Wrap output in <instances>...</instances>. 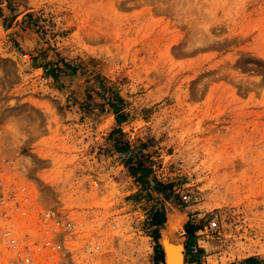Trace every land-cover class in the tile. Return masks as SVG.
Wrapping results in <instances>:
<instances>
[{"label":"rangeland","instance_id":"374dc122","mask_svg":"<svg viewBox=\"0 0 264 264\" xmlns=\"http://www.w3.org/2000/svg\"><path fill=\"white\" fill-rule=\"evenodd\" d=\"M25 185L89 264H163L176 212L185 264H264V0H0V191Z\"/></svg>","mask_w":264,"mask_h":264},{"label":"built area","instance_id":"2783aa9c","mask_svg":"<svg viewBox=\"0 0 264 264\" xmlns=\"http://www.w3.org/2000/svg\"><path fill=\"white\" fill-rule=\"evenodd\" d=\"M30 192L26 185L10 196L6 188L0 191V264H89L101 246L88 241L74 248L75 221L66 222L68 216L63 219L56 209L35 203ZM70 231V238L63 235Z\"/></svg>","mask_w":264,"mask_h":264},{"label":"bare ground","instance_id":"6f19581e","mask_svg":"<svg viewBox=\"0 0 264 264\" xmlns=\"http://www.w3.org/2000/svg\"><path fill=\"white\" fill-rule=\"evenodd\" d=\"M25 37H26V35H25ZM28 41L30 42V44H32L31 42H35V39L29 38ZM183 216H184L183 214L181 216L180 214H177V212H176L175 214H171L169 217L168 227L164 230L163 241H168L167 244L170 247L169 250L171 251V256H169L170 257L169 261L167 263L164 262V264H185L184 247H181V245H179L177 243L179 241L174 239L175 230L178 229L181 226V223H183L182 221H184ZM181 237H183V236H181ZM180 238H178V239H180Z\"/></svg>","mask_w":264,"mask_h":264},{"label":"trees","instance_id":"16d2710c","mask_svg":"<svg viewBox=\"0 0 264 264\" xmlns=\"http://www.w3.org/2000/svg\"><path fill=\"white\" fill-rule=\"evenodd\" d=\"M68 65H69V67H71L70 64H68ZM54 75L57 76L58 74H56L54 72ZM114 110H115L116 113H118V120H121L122 117H123V115L122 114H119L120 110H119V108L117 107L116 104H114ZM129 147H130V145L128 143L121 144V146H119V150L122 151V152H124V151H130V148ZM141 149L142 148H138L136 150V152H140ZM133 160L134 159H133V156H131V154L127 157V160H126L128 162V165H129L130 169L132 170V173L134 175H137L138 172H139V170L141 169L143 171V174L140 176V180L146 181L147 176H148L150 170H148V168H144V166L142 165L141 161H139L140 162L139 164L135 165L133 163ZM164 221H165V212H163L162 210H158L155 213V215H154L153 223L156 224V225H160ZM190 233H191L190 234L191 236H190V238L188 240V247H190L192 245V243H193V233L194 232L192 231V229L190 230ZM155 237H156V239H158V235L157 234H155ZM159 247H161V246L158 243L157 248H159Z\"/></svg>","mask_w":264,"mask_h":264},{"label":"water","instance_id":"95a60500","mask_svg":"<svg viewBox=\"0 0 264 264\" xmlns=\"http://www.w3.org/2000/svg\"><path fill=\"white\" fill-rule=\"evenodd\" d=\"M167 227H168V225H167ZM166 227V228H167ZM165 228V229H166ZM164 229V230H165ZM164 230H163V237H162V239H161V243H162V247H163V251H164V255H165V262L167 263L168 261H169V256H171V251L169 250V245L167 244L168 243V241H163V239H164ZM179 242H177L179 245H181V247H184V249H185V243H184V241L183 240H178ZM168 254V255H167ZM164 264V263H163Z\"/></svg>","mask_w":264,"mask_h":264}]
</instances>
